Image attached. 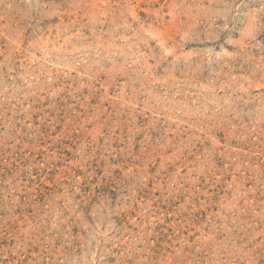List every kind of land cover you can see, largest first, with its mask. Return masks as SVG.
I'll return each mask as SVG.
<instances>
[{"label":"rangeland","instance_id":"obj_1","mask_svg":"<svg viewBox=\"0 0 264 264\" xmlns=\"http://www.w3.org/2000/svg\"><path fill=\"white\" fill-rule=\"evenodd\" d=\"M0 264H264V0H0Z\"/></svg>","mask_w":264,"mask_h":264}]
</instances>
